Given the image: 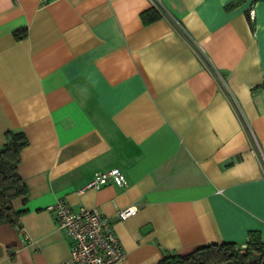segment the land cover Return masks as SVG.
Here are the masks:
<instances>
[{"label":"crops","instance_id":"1","mask_svg":"<svg viewBox=\"0 0 264 264\" xmlns=\"http://www.w3.org/2000/svg\"><path fill=\"white\" fill-rule=\"evenodd\" d=\"M158 3L0 0V148L6 132L27 140L0 264H65L70 240L45 209L59 198L111 219L116 264L250 231L264 242V1ZM149 8L159 18L144 24ZM112 168L125 186L79 192Z\"/></svg>","mask_w":264,"mask_h":264},{"label":"trees","instance_id":"2","mask_svg":"<svg viewBox=\"0 0 264 264\" xmlns=\"http://www.w3.org/2000/svg\"><path fill=\"white\" fill-rule=\"evenodd\" d=\"M264 0H253V2ZM234 3L227 6L232 7ZM141 20L148 24L159 18L154 8L140 13ZM26 35L25 29L13 33L19 41ZM264 93V85L261 87ZM27 145L22 132H6L5 143L0 148V224L7 223L19 229V217L22 211H15L11 202L17 197H24L25 186L19 177L17 166L20 152ZM24 201V199H23ZM264 242L257 232L250 231L245 248L232 242L212 243L196 247L192 252L179 255L164 253L156 264H264Z\"/></svg>","mask_w":264,"mask_h":264},{"label":"built area","instance_id":"3","mask_svg":"<svg viewBox=\"0 0 264 264\" xmlns=\"http://www.w3.org/2000/svg\"><path fill=\"white\" fill-rule=\"evenodd\" d=\"M53 0H39L45 4ZM153 6L161 9L158 0H150ZM252 18V10H249ZM112 182L119 187L127 184L118 168L95 172L91 180L80 189H99ZM54 216L57 227L69 238V257L65 264H116L124 260L123 251L112 228V221L98 208L73 210L63 199H57L45 208ZM137 208L128 206L118 210L116 217L124 220L135 214ZM245 248V244L241 245Z\"/></svg>","mask_w":264,"mask_h":264},{"label":"water","instance_id":"4","mask_svg":"<svg viewBox=\"0 0 264 264\" xmlns=\"http://www.w3.org/2000/svg\"><path fill=\"white\" fill-rule=\"evenodd\" d=\"M263 250H264V248H263Z\"/></svg>","mask_w":264,"mask_h":264}]
</instances>
